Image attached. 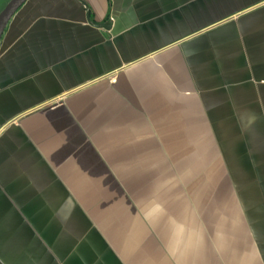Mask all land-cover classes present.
<instances>
[{"label": "crops", "instance_id": "obj_1", "mask_svg": "<svg viewBox=\"0 0 264 264\" xmlns=\"http://www.w3.org/2000/svg\"><path fill=\"white\" fill-rule=\"evenodd\" d=\"M0 264H264V0H26Z\"/></svg>", "mask_w": 264, "mask_h": 264}, {"label": "water", "instance_id": "obj_2", "mask_svg": "<svg viewBox=\"0 0 264 264\" xmlns=\"http://www.w3.org/2000/svg\"><path fill=\"white\" fill-rule=\"evenodd\" d=\"M25 1L26 0H8L0 10V38L10 18ZM97 26L109 28L110 23H99Z\"/></svg>", "mask_w": 264, "mask_h": 264}, {"label": "rangeland", "instance_id": "obj_3", "mask_svg": "<svg viewBox=\"0 0 264 264\" xmlns=\"http://www.w3.org/2000/svg\"><path fill=\"white\" fill-rule=\"evenodd\" d=\"M8 0H0V10L4 7L5 3L7 2ZM232 156H233V153H232ZM227 157H228V153H227Z\"/></svg>", "mask_w": 264, "mask_h": 264}]
</instances>
